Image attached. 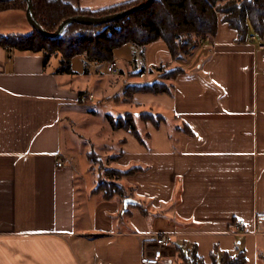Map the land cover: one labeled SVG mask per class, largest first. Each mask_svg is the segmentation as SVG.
Returning a JSON list of instances; mask_svg holds the SVG:
<instances>
[{"label": "crops", "instance_id": "0c3cea01", "mask_svg": "<svg viewBox=\"0 0 264 264\" xmlns=\"http://www.w3.org/2000/svg\"><path fill=\"white\" fill-rule=\"evenodd\" d=\"M130 1L86 0L81 9ZM17 16L31 33L25 14ZM210 42L182 61L163 40L146 45V65L160 62L161 52L178 65L158 74L137 69L125 46L115 50L117 71L83 56L72 74H57L53 56L45 64L42 52L0 46V264H144L154 236L166 232L172 264L175 247L196 250L205 264L213 252L264 264V232L255 225L264 215V49L237 42L226 24ZM177 69L166 80L171 94L136 93L123 103L140 115L142 141L93 121L96 107L119 104L129 85ZM152 108L159 113L146 112ZM142 114L166 119L156 126ZM92 154L104 168L129 172L119 180L126 197L94 192ZM127 198L138 203L125 207Z\"/></svg>", "mask_w": 264, "mask_h": 264}, {"label": "trees", "instance_id": "16d2710c", "mask_svg": "<svg viewBox=\"0 0 264 264\" xmlns=\"http://www.w3.org/2000/svg\"><path fill=\"white\" fill-rule=\"evenodd\" d=\"M143 1L132 0L93 12L74 8L72 3L63 0H34L38 20L50 31L69 16L105 15ZM25 5L23 0L0 3V11L13 8L25 10ZM220 24H226L236 32L237 42H247L252 35L264 40V0H155L150 6L109 24L98 27L73 24L61 39L52 40L33 30L26 35H0V46L18 51L42 52L45 64L52 56L59 54L61 59L56 73L72 74L71 64L75 56L109 62L114 59L116 49L130 44L146 46L158 40L166 43L172 60H185L199 47L201 38L217 35ZM178 71L167 73L162 80L153 83L129 85L124 91L125 100L131 101L136 93L171 94L172 88L166 80ZM84 95V92H80V96ZM142 119L159 126L166 118L162 115L142 114ZM108 121L112 129L127 130L142 141L133 114L118 118L108 116ZM180 128L192 134L187 125ZM92 156L95 164L96 161L97 164L101 163L96 154ZM97 172L98 184L94 192L102 193L105 198L126 197V188L119 180L129 172L104 166ZM104 173L108 174L109 179L102 177ZM175 254L176 264H205L194 249L175 247ZM212 258L213 264H246V257L242 253L232 255L226 252L217 259L213 252Z\"/></svg>", "mask_w": 264, "mask_h": 264}, {"label": "rangeland", "instance_id": "374dc122", "mask_svg": "<svg viewBox=\"0 0 264 264\" xmlns=\"http://www.w3.org/2000/svg\"><path fill=\"white\" fill-rule=\"evenodd\" d=\"M65 1H68V0H65ZM84 1L86 0H78L77 2H75L72 6L74 8H82L84 7ZM81 5V7H80ZM8 10V9H7ZM1 10L0 12V31H2L3 33H1L2 35H10V34H16V35H26L24 30H22V28H20V18L17 16L18 12H21L25 14V10L24 9H18L16 11L14 10ZM22 19V18H21ZM7 20L8 23L10 24V26H4V21ZM27 22V21H26ZM26 26V25H25ZM28 26H30L28 24ZM26 28V27H25ZM31 28V27H30ZM11 29V30H9ZM7 31V32H6ZM24 31V32H23ZM28 32L29 31H33V29H29L27 30ZM10 33V34H9ZM200 45V44H199ZM124 49L126 50H131L132 53H133V60H136L137 61V69H143L145 68L149 73L150 72H153L155 74H158V72L160 71V69H165V70H170V69H176V67L178 66L177 63H171L169 64V60H167L168 58H164V54L161 52L160 54H158L157 56L159 58H161L160 62H154L150 65H146L145 64V54H146V50H147V46H140V45H127L124 47ZM190 58V57H189ZM60 55H54L52 60H51V66L52 67H58L60 65ZM188 59V58H186ZM85 61L84 57L82 55H79V56H75L73 57L72 59V62L75 66H81L83 67V62ZM121 65L123 67H125L126 63H125V60H122L121 62ZM140 78H146V74H145V77H141ZM156 80H161L160 77H155ZM152 81V80H150ZM121 101L120 103L118 104L117 101H114L113 102V106L112 107H103L101 104H99L97 107H96V111H97V116L94 117L93 121H95L97 123V125H100V126H103L106 128H108L109 126V121L105 118L106 117V114L108 113H111V114H114V116L117 118L119 116H125L127 113L131 112V113H136L134 112L135 110H131L130 107L128 106H124L123 103H124V100H125V96L122 94L121 95ZM154 107V106H153ZM114 109H116V111H114ZM114 111V112H113ZM146 112H149V113H153V114H156V113H159L157 110H154L153 108L151 110H148ZM135 121L137 123V127L139 128L140 132L144 135L145 132H144V123H142V121L140 120V115L136 116L135 117ZM173 135L175 137L178 136V133L177 131L175 130L173 132ZM145 138L147 139V137L145 136ZM97 151V150H96ZM96 164H97V161H96ZM101 166L103 167V165L101 163H98L95 167L97 169V171L100 170ZM108 174L107 173H104V179L107 180L109 179L108 177ZM147 209V208H146ZM176 255V254H175ZM177 262L174 260L173 264H176Z\"/></svg>", "mask_w": 264, "mask_h": 264}, {"label": "water", "instance_id": "95a60500", "mask_svg": "<svg viewBox=\"0 0 264 264\" xmlns=\"http://www.w3.org/2000/svg\"><path fill=\"white\" fill-rule=\"evenodd\" d=\"M12 1H16V0H0V3H8ZM23 1L26 4L25 16L30 27L34 31L52 40H57L63 38V36L66 34L70 26H72L73 24L77 23L80 25L93 26V27L109 24L150 6L155 0H145L138 5L131 6L130 8L105 15L92 16V15L76 14L73 16H69L63 19L52 31L45 28L38 20L36 16L34 0H23ZM124 203H125V207H128L129 205H135L138 202L134 199L127 198ZM165 263L172 264V260L165 259Z\"/></svg>", "mask_w": 264, "mask_h": 264}, {"label": "built area", "instance_id": "2783aa9c", "mask_svg": "<svg viewBox=\"0 0 264 264\" xmlns=\"http://www.w3.org/2000/svg\"><path fill=\"white\" fill-rule=\"evenodd\" d=\"M211 36H206L205 38L200 39V45L198 48L206 49L210 42ZM250 40L255 42L259 49H264V43L258 39L257 36L252 35ZM118 62L116 60H111L108 63V71L115 72L118 69ZM141 77H145V73H140ZM58 166L62 167V161L59 160ZM240 230L244 229L246 222L245 220H238L237 224ZM255 225L260 232H264V215H259L255 219ZM154 245L146 248L145 256L143 258L144 264H166L165 263V252H170L171 249H174L173 235L171 233H160L156 234L153 238Z\"/></svg>", "mask_w": 264, "mask_h": 264}, {"label": "flooded vegetation", "instance_id": "af4514ba", "mask_svg": "<svg viewBox=\"0 0 264 264\" xmlns=\"http://www.w3.org/2000/svg\"><path fill=\"white\" fill-rule=\"evenodd\" d=\"M66 2H68V1H66ZM71 3V2H70ZM72 5H73V3H72ZM78 9H80V8H78ZM82 10V9H81Z\"/></svg>", "mask_w": 264, "mask_h": 264}]
</instances>
